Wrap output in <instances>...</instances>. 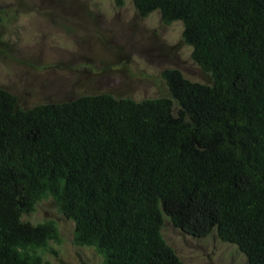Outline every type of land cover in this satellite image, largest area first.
<instances>
[{
	"label": "trees",
	"instance_id": "1",
	"mask_svg": "<svg viewBox=\"0 0 264 264\" xmlns=\"http://www.w3.org/2000/svg\"><path fill=\"white\" fill-rule=\"evenodd\" d=\"M131 2L141 18L181 23L211 83L168 68L165 96L30 108L0 86V264L55 254L56 223L22 219L47 199L102 264H182L162 237L164 216L264 264V0Z\"/></svg>",
	"mask_w": 264,
	"mask_h": 264
},
{
	"label": "rangeland",
	"instance_id": "2",
	"mask_svg": "<svg viewBox=\"0 0 264 264\" xmlns=\"http://www.w3.org/2000/svg\"><path fill=\"white\" fill-rule=\"evenodd\" d=\"M0 86L22 108L83 95L109 93L139 101L167 95L165 69L193 82L211 77L191 59L182 25H165L157 11L137 15L131 0H0ZM24 221L52 220L61 243L50 244L45 264H102L91 248L72 241L74 224L51 199L40 201ZM161 234L182 264H247L236 246L214 234L195 238L164 216Z\"/></svg>",
	"mask_w": 264,
	"mask_h": 264
}]
</instances>
